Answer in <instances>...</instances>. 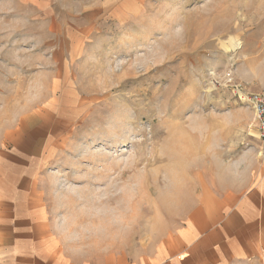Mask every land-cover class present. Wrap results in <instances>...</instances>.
<instances>
[{"label": "rangeland", "instance_id": "obj_1", "mask_svg": "<svg viewBox=\"0 0 264 264\" xmlns=\"http://www.w3.org/2000/svg\"><path fill=\"white\" fill-rule=\"evenodd\" d=\"M95 1L57 0L45 15L38 0H0V95L13 114L40 104L45 19L83 34L66 56L76 125L42 191L59 249L101 264L161 245L255 175L254 112L215 80L264 90V0H146L124 20Z\"/></svg>", "mask_w": 264, "mask_h": 264}, {"label": "crops", "instance_id": "obj_2", "mask_svg": "<svg viewBox=\"0 0 264 264\" xmlns=\"http://www.w3.org/2000/svg\"><path fill=\"white\" fill-rule=\"evenodd\" d=\"M45 15L57 0H38ZM146 0H96L97 11L129 18ZM54 14V13H53ZM45 19V69L39 105L13 114L5 109L12 94L0 99V264H97L83 262L59 249L45 203V167L62 151L76 125V91L66 74V56L79 49L80 32L66 30L65 17ZM51 23L62 25L51 30ZM54 24V25H55ZM72 32V33H73ZM77 35V36H76ZM61 38V42H59ZM72 39V40H71ZM72 42V43H71ZM73 44V45H72ZM51 55L52 57H50ZM51 64V65H50ZM68 102V104H66ZM71 103V104H70ZM77 106V105H76ZM67 107L71 111H67ZM255 175L242 193L202 205L161 245L132 259L101 264H257L264 259V141Z\"/></svg>", "mask_w": 264, "mask_h": 264}, {"label": "built area", "instance_id": "obj_3", "mask_svg": "<svg viewBox=\"0 0 264 264\" xmlns=\"http://www.w3.org/2000/svg\"><path fill=\"white\" fill-rule=\"evenodd\" d=\"M215 84L217 88L225 87L230 89L241 104L254 112L259 138L264 141V90L259 92L249 91L241 84H231L228 82V79L226 81H220L217 78Z\"/></svg>", "mask_w": 264, "mask_h": 264}]
</instances>
